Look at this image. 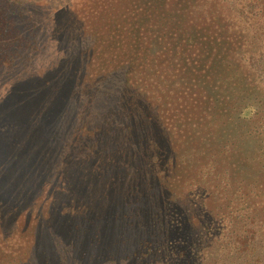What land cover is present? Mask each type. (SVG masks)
Returning <instances> with one entry per match:
<instances>
[{
    "label": "rangeland",
    "instance_id": "374dc122",
    "mask_svg": "<svg viewBox=\"0 0 264 264\" xmlns=\"http://www.w3.org/2000/svg\"><path fill=\"white\" fill-rule=\"evenodd\" d=\"M28 1L27 9L21 11L25 14L21 15L19 30L27 37L35 35L36 47L25 50L31 52L29 58L13 55L12 61L5 60L10 62L9 70L3 72L2 66L6 64L2 59L13 52L12 45L21 43L9 29V23L1 21L4 14L0 7V85L3 77H13L9 79L10 86L32 92L37 87L45 89L42 85L49 80V73L61 72L65 80L62 82L60 76L55 104L57 114L66 118L69 129L68 135L62 137L63 142L46 137L42 131L39 141L34 136L30 146L21 144L11 150L9 147L15 138L26 133L25 130L21 128L17 134L3 138L9 140L8 148L0 138V252H11L19 245L20 237L13 230L14 225L7 221L8 207L13 206V212L19 211L15 214L17 226L26 227L41 217V211L35 207L48 201L52 203L49 200L52 197L72 212H80L83 207L87 210L99 207L97 211L103 212L110 203V191L119 189L118 186L128 191L137 185L141 190L142 175L132 173L136 168L134 155L137 153L141 158L143 154L133 143L144 140V128L148 130V122L156 120L157 126L152 127L159 129L157 133L168 143L167 149L175 146L181 126H173L169 118L173 100H183V110L178 116L185 115L188 119L185 127L190 133L200 130V125L208 131L205 135L210 147L204 140L201 152H213L209 158L219 160L226 168L221 173L216 169L212 171L214 174L206 175L207 187L214 188L216 183L212 184L210 179L225 181L232 169L249 171L244 183L237 182L242 187L241 204L238 208V201L232 212L234 215L242 212L246 203L257 207L264 203V175L257 174L264 170V55L257 50L264 42L254 33V26L256 32L261 30L254 22H264V16L257 12L247 20L240 13L243 10L236 7L237 4L256 6L253 0H224L225 7L219 11H223L226 27L216 31L218 35L214 31L215 20L202 22L205 10L195 0ZM219 1L204 0V3ZM44 2L50 3L47 9L40 5ZM254 5L244 9L250 10ZM194 9L199 13L195 15L197 20L190 15ZM189 21L195 23L199 32L186 44L173 28L184 26L186 29L191 25ZM114 24L121 28L112 30ZM230 31L239 34L227 38ZM212 38H218L220 44ZM223 46L230 48L224 51ZM19 52L23 49L17 55ZM223 52L225 57L215 67L216 57L220 59ZM242 53H253V64L241 58ZM67 78L73 79L76 88L65 87L70 80ZM131 89H135L132 92L135 105L146 111L151 109L145 115L144 110L138 109L133 123L126 122L125 118L131 103L126 95ZM3 93L0 88V96L5 101L3 108L0 107L2 129L7 125L8 109L14 105L9 98L5 100ZM166 96L170 102H166ZM158 109L164 111L154 113ZM68 110L73 111V120L66 117ZM226 112L228 118L220 116ZM149 115L152 116L148 119ZM139 119L145 121V126ZM189 135L191 141L200 134ZM19 148L17 157L13 151ZM211 160L203 158L196 164L207 171ZM217 203L225 201L220 198ZM26 216L28 221L24 224ZM227 223L226 218L220 219L218 232L208 229L207 234L213 240L223 237L228 230ZM220 250L221 257L228 258V264H242V259H236V253L219 245V241L213 253L208 248L207 257H216ZM45 260L38 254L34 263L43 264Z\"/></svg>",
    "mask_w": 264,
    "mask_h": 264
},
{
    "label": "trees",
    "instance_id": "16d2710c",
    "mask_svg": "<svg viewBox=\"0 0 264 264\" xmlns=\"http://www.w3.org/2000/svg\"><path fill=\"white\" fill-rule=\"evenodd\" d=\"M207 1L205 0V2ZM253 1L256 6L254 4H237L236 6L238 10H243L240 13L247 20L253 13L257 12L259 16H264V1ZM29 3L28 0H24V2L23 0H0L2 15L4 14L1 21L9 23V29L17 34L19 43H21L20 46L12 45L13 52H8L2 59V63L6 64L2 66V72L9 70L10 62L5 60L12 61L13 55L28 57L31 52H25V50L36 47L35 35L27 37L21 35L22 32L19 30L20 22L23 19V17L21 19V15L25 14L21 11L27 9ZM195 3L199 5L200 9L205 10V17L202 22L215 20L217 23L214 29L215 34L226 27L225 16L222 15L223 11H219L222 6L225 7L226 2L224 0L209 4H205L204 0H195ZM49 4L44 2L40 5L47 9ZM250 5H254V8L244 9ZM196 12L197 9L190 12L195 20H197L195 15L199 16V13ZM6 13H9L10 16H7ZM15 19L17 20L16 23ZM189 23L191 25L186 29L184 26L173 28L177 30L181 40H186V44H189L199 32L194 27L193 21H189ZM254 24L261 28L258 33L254 26V33L259 40L263 39L262 42H264V22L256 21ZM120 28L116 27V24L112 26V30ZM236 34L239 33L230 31L227 38L237 36ZM130 36L133 37V32L130 33ZM212 40L220 44L218 38H212ZM5 47L7 48V46ZM223 47L225 48V46ZM21 49L23 52H19L17 55V51ZM228 49L225 48L224 51ZM257 50L260 55L261 53L264 55V44L260 45ZM221 56L220 59L216 57L215 67L218 61L225 57V52ZM254 56L253 53H242L241 58L247 60L248 64H253ZM55 73L48 74L49 80L42 85L45 86V89H38L39 87H37L32 92L29 89L20 91L17 87L10 86L9 79L13 77L9 79L3 77L0 88L4 92L5 100L9 98L14 104L8 109L6 127L3 129L2 126L0 127V138L4 145L6 143V148H8L9 140L3 138H8L14 133L17 134L21 128L26 133L19 136L22 141L15 138V142L11 144V148L9 147L10 150L22 146L21 144L30 146L34 136L39 141L40 136L42 137L40 135L42 131L48 138L55 137V141L58 139L63 142L62 137L68 135L67 130L69 128L66 124V118L61 113L57 114L56 110L55 102L58 98L57 87L61 72L55 71ZM61 80L62 82L65 80L63 76H61ZM65 84L66 88L69 86L76 88L73 79ZM135 89L129 90V95H126L131 99L128 113L125 115L126 122L130 123L135 121L136 112H139L138 109L144 110L142 112L144 115L151 111V109L146 111L144 108L135 105V98L132 94ZM164 99L166 102H170L168 96ZM4 102L3 97L0 96V107L3 108ZM182 104V99L178 102L173 100V107L171 106L169 115L170 121L174 122L173 126L177 124L181 126L180 136L175 140V146H171L172 150L167 149L168 143L160 133H157L159 129H153L152 126H157L156 120L152 123L148 122V130L144 128L145 135L143 138L145 139L139 141L140 143H133L138 149L140 148L139 153L143 154L141 158H138L137 153L134 155L133 163L136 164L134 165L136 168L135 172L132 173L142 175L140 177V183L143 187L141 190L138 189L137 185L128 191L124 187L118 186L119 189L110 191V203L103 212L97 211L99 207L97 210H87L83 207L82 210L79 209L80 212H72L57 203V199L52 197L49 199L52 203L48 201L47 204H39L38 207H35L36 210L41 211V217L36 220L33 219V222L27 224L26 227L17 226L15 214L19 211L13 212L15 211L13 206L8 207V214L6 215L10 214V216L7 221L9 220L8 222L14 225L12 228L13 230L16 229L15 232L20 238L17 242L19 243L17 249L7 253L0 252V264H35L34 259L38 254L46 258L43 264H228V258L221 257L222 250L216 253V257H207L208 248H211L213 253L217 241H219V245H225L228 251L235 252V258L240 257L242 264L245 262L264 264V203L259 207L252 203H246L247 205L243 207L242 212H238L236 215L232 212L238 201V208L241 204L240 192L242 187L237 182L244 183V177L250 175V172L242 169L241 172H236L235 169H232L225 181L221 179L222 181L217 182V179H210L212 184L216 183L214 188L207 187L206 184L209 179L206 175L214 174L212 171L216 169V172L221 173L226 168H223L219 160L217 162L214 158L212 160L209 158L213 152H201L200 146L204 140H208V136L205 135L208 131L202 125L198 128L200 130L192 133L188 131L185 127L188 119L185 115L180 118L178 116L183 110ZM163 111L164 109H158L154 113L160 114ZM1 114H3V109ZM216 115L228 118L229 113L226 112L220 116L219 113H216ZM151 116L149 115L147 118L149 119ZM66 117L73 120V111L68 110ZM77 118L76 113L75 119L77 120ZM147 118L146 120H148ZM139 121L145 126L144 120V123L142 119ZM35 122L36 124H33ZM202 124L204 123L202 122ZM171 129L174 128L171 127ZM213 132L211 133L213 134ZM189 134L200 135L190 141ZM42 143L46 144L43 141ZM206 144L207 147H210L208 141ZM13 152L18 157L20 148ZM203 158L212 161L207 171H202L203 169L197 166ZM12 169H15V166ZM257 174L264 175V170L258 171ZM225 182L228 184V189L224 184ZM220 198L224 199V204L217 203ZM222 218L227 219L228 230L223 233V237H216L213 240L207 234L208 229L217 233L218 222ZM24 219H27V216ZM24 219L25 224L28 219ZM261 234L262 237H260Z\"/></svg>",
    "mask_w": 264,
    "mask_h": 264
}]
</instances>
